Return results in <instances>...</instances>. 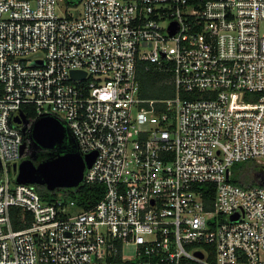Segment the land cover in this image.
<instances>
[{"label":"built area","instance_id":"obj_1","mask_svg":"<svg viewBox=\"0 0 264 264\" xmlns=\"http://www.w3.org/2000/svg\"><path fill=\"white\" fill-rule=\"evenodd\" d=\"M142 63L173 98L141 96ZM25 106L95 153L89 210L16 182ZM241 163L264 167V0H0V264H264Z\"/></svg>","mask_w":264,"mask_h":264},{"label":"water","instance_id":"obj_2","mask_svg":"<svg viewBox=\"0 0 264 264\" xmlns=\"http://www.w3.org/2000/svg\"><path fill=\"white\" fill-rule=\"evenodd\" d=\"M71 75L75 76L76 72H72ZM14 122L17 125H24L23 128L28 123L23 117L16 118ZM28 130L30 140L44 149L61 146L67 134L64 126L52 117H41L34 120ZM24 148L25 144H22L21 156ZM94 158L95 153L82 156L76 149L58 155L50 153L46 160L37 165L31 158H25L18 165L16 182L44 187L49 192L76 189L82 185L84 170L92 165ZM13 169L15 171V166ZM196 255L202 257L200 253Z\"/></svg>","mask_w":264,"mask_h":264},{"label":"trees","instance_id":"obj_3","mask_svg":"<svg viewBox=\"0 0 264 264\" xmlns=\"http://www.w3.org/2000/svg\"><path fill=\"white\" fill-rule=\"evenodd\" d=\"M69 1V0H67ZM79 0H73L78 2ZM137 78L140 83L141 96L151 98L149 94L150 86H154L158 83L168 84L170 80V73L158 72L152 66L142 63L137 68ZM170 85V84H169ZM22 110L26 113V120L32 122L36 118V113L32 107H23ZM250 163L236 164L232 167L233 183L242 187L253 186L261 184L257 175H253L251 172H241L243 168H251ZM264 169L263 166H261ZM36 190L42 201L50 203L57 199L65 201L72 200L76 206L81 210H89L92 208L103 196L104 186L100 184H82L76 189L58 190L54 192L47 191L44 187H36ZM199 190L202 192V199L204 201L205 210H212V204L214 201V187L211 185H201ZM10 217L13 228L18 230L22 229L23 226L20 224V219L24 213L18 208H12L10 210ZM27 220H30V216L26 215ZM209 261L214 263V257L212 254L209 256Z\"/></svg>","mask_w":264,"mask_h":264},{"label":"flooded vegetation","instance_id":"obj_4","mask_svg":"<svg viewBox=\"0 0 264 264\" xmlns=\"http://www.w3.org/2000/svg\"><path fill=\"white\" fill-rule=\"evenodd\" d=\"M21 126L22 134H23V144H25L23 155L21 156V160L25 158H31L34 164H39L40 162L46 160L50 153L54 154H63L72 149H76V145L74 143V139L67 132L64 142L61 146L55 147L54 149H44L41 148L38 144L32 142L30 140V132L28 127ZM74 145V148H73ZM257 177L259 178V182L264 183V169L258 172Z\"/></svg>","mask_w":264,"mask_h":264},{"label":"rangeland","instance_id":"obj_5","mask_svg":"<svg viewBox=\"0 0 264 264\" xmlns=\"http://www.w3.org/2000/svg\"><path fill=\"white\" fill-rule=\"evenodd\" d=\"M63 8V6H62ZM80 9V7H79ZM69 12V11H68ZM149 94L152 96L151 98L146 97V99H155V100H166L174 97V90L173 87L167 83L162 84L158 83L153 87L150 86ZM260 165H252L251 168H243L241 169L243 172H251L253 175H257L259 171L262 170ZM129 248H127V252Z\"/></svg>","mask_w":264,"mask_h":264}]
</instances>
